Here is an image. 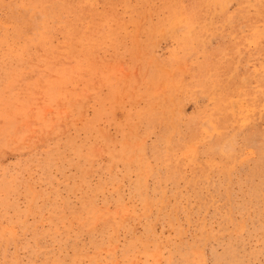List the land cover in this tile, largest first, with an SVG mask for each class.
<instances>
[{"label":"rangeland","instance_id":"obj_1","mask_svg":"<svg viewBox=\"0 0 264 264\" xmlns=\"http://www.w3.org/2000/svg\"><path fill=\"white\" fill-rule=\"evenodd\" d=\"M0 264H264V0H0Z\"/></svg>","mask_w":264,"mask_h":264},{"label":"bare ground","instance_id":"obj_2","mask_svg":"<svg viewBox=\"0 0 264 264\" xmlns=\"http://www.w3.org/2000/svg\"><path fill=\"white\" fill-rule=\"evenodd\" d=\"M21 15V14H20ZM3 25V24H2ZM13 230V229H12ZM201 253V252H200Z\"/></svg>","mask_w":264,"mask_h":264}]
</instances>
